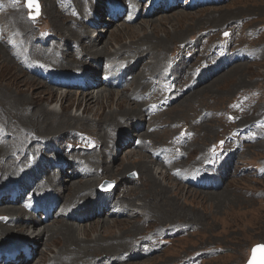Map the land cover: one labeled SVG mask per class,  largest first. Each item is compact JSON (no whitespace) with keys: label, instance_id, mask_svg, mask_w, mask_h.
Segmentation results:
<instances>
[{"label":"bare ground","instance_id":"6f19581e","mask_svg":"<svg viewBox=\"0 0 264 264\" xmlns=\"http://www.w3.org/2000/svg\"><path fill=\"white\" fill-rule=\"evenodd\" d=\"M10 1L15 5L19 3V0H17V3L13 0ZM98 1L119 3L123 8L122 11L125 13L128 11L132 12V24L140 20L152 19L151 17L162 14L161 11L164 7V0H159L155 4V0L66 1V8L63 12L61 11V20L67 22V25L64 27V24L61 23L55 15L52 16L54 18L57 33L46 26L47 24H42L39 20L35 22L36 26H40L39 31H36L26 18V9L21 5V10H10L4 19L0 18V50L2 53L5 52L6 54L7 52L9 54L10 57L6 54V58H9V61L17 64L22 71L34 77L31 82L26 80L21 81L22 84L33 90H35L34 88H41V85L37 86V84H35V78H38L44 83L46 90L49 89L48 87L60 92L65 90L64 92H66V94H62L61 96L62 102L65 100L70 102L68 97L76 96V98H78L79 91H77L74 86L76 83L66 82V80H71L77 71L90 69L91 71L88 74L94 78L93 80L95 83L87 85L86 92L81 91L84 94L80 93L83 97H79V102H83L85 106L84 112L91 111L94 104L103 105L107 102L109 106L110 101L113 100L114 102L115 97L121 96L116 103V110H118V113L112 110L113 112L111 111L110 115H107L106 118H102L103 112L101 111L93 113L94 115H92V117H98L99 122L101 123L96 124L101 125V128L98 129V131H101V134L104 133L105 135V137L98 139H94L92 134L70 128V126L72 127L77 121L79 123L80 121L88 122L89 124L90 120L87 117H73L72 115H66V112H64L65 114L61 112L64 114L63 117L68 118V121H65L66 119L63 117L62 119H58L59 115H61L60 113L53 110L50 111L49 109L43 108L39 104L34 103L32 101L33 95L27 97L22 96V99L10 98V101H17L10 108H7L6 106L8 105L9 107V97L3 100V105H5V102L7 101L5 105L6 110L4 111V115H6L7 118L5 117V121L1 120L4 121L3 125L1 124L2 122L0 123V151L10 152L13 149L17 150L14 153L5 155L2 159L0 158L3 164L0 184L15 188L13 186L18 182H21L23 188L18 192H15L17 195L16 202H9V205L7 204V206L0 203V209L4 212L3 215H8L9 217L7 219L4 216H1L2 220H0V264H2V257H8V262L5 264H17L18 261L23 258L20 257V254L23 255V253L20 252L18 248L13 250V245L17 242L15 240L18 234L13 232L11 229L13 227L19 228V232H25L26 230L31 231L34 241H32V239L27 241L23 240V242L21 241V243H30L29 246L31 247H38L42 241L44 245L47 246L57 234L64 236L65 238L74 239V243H68L70 247H74V250L70 251L71 249H64L59 251L55 256L56 263L51 262V264H77L83 256L91 254L90 252L92 251L94 253L98 251H103L104 254L110 253L107 249L104 250L103 246L99 247L100 249H95V247L92 249L81 248V242L77 241L78 239L75 241V235L73 234L74 232L76 233L77 230L73 224L61 223V228L58 227V229L49 225L43 229L37 228L40 224L43 225L45 222H48L49 219L43 221L42 214L39 215L40 218L38 219L37 214L31 208V205L23 201H32L34 205L39 203L43 208H47L49 207L52 197H55L56 204L52 207V210L55 214L57 213V215L59 213V216L55 218L52 217L53 220H51V222L54 223L57 221H77L76 215L78 214L83 216L86 215L85 219L80 221L83 223L95 219L103 220L105 217L110 219L118 218L120 215L122 218H135L140 216L141 214L138 212L130 215L127 214L126 211L131 208L133 204H131V201L128 202L127 199H125L128 191L126 188L123 189L122 185L113 191L101 193L95 189L93 184V182L101 181V177L104 178V175H107L106 178L108 177L110 174L108 172L113 170L112 165L118 160L120 161L122 158V156L118 157L115 154V150L117 147L121 148L125 142H127L125 144H129L130 147V140L133 139V141H140L139 147L134 150L128 148V150L124 151L126 154L129 153L127 160H123L124 165L128 163L126 168L132 167L135 164V167H137L138 163H143L146 165L143 167V171L148 172L149 179L154 183H159L160 180L156 177L157 174H159V169L156 170L153 167L159 164L160 167L168 172V175L172 176V174L175 173L177 178L175 180L181 185L194 188L198 191H221V186L225 182V179L230 176L229 171L231 165L233 166L235 161L237 162L242 153V148L224 146L219 155L215 153L211 156L213 160L212 163H204L205 158L201 157L198 159L196 165L182 166L179 163V160L182 157L184 150L187 148V142L182 140L183 138L186 139L185 137L179 136L178 138H171L167 145H158L156 142L150 140V137H155V139L158 140L159 136L164 132L160 130L168 127H158L157 124H155L156 122L161 121L159 119L160 116L165 114L180 101L193 95L198 89L200 90L207 84L214 82L216 77L219 76L220 70L223 69L227 71L231 67H236L233 72L239 73V71L244 70V66H240L242 63L260 62L259 59L264 54V44L257 45L255 43L258 41V38L252 33L253 28H245L243 26L245 21L237 20L230 28L231 37L224 40L228 47L221 48L220 46H214V53L210 56V62L207 65H195L194 69H190V61H192V56H196L199 52L197 48L206 35L205 30H200V33L202 31L205 32L194 38H190L188 44L176 46L172 50H169L170 52H166L168 49L165 48V50L161 52L162 59L159 52L160 47L153 46L158 45V43L153 44V42L145 40L135 41L137 45L133 42L129 45L122 46L115 52H110L108 48L109 41L111 40H107L108 42L105 40L108 35L110 38L112 37L116 40V36H134L135 34L140 33L129 28L130 25L121 20L117 21L121 22V24L115 30H110V28L103 29L101 27L102 29L98 30L99 32H103L102 34H97V29L92 31L94 25L91 18L96 12L100 16L102 9L100 4H97ZM190 1L191 0H173L168 3L169 7L165 13H171L177 9L183 12L173 18L174 23L172 26L174 25L176 27L177 24H181L184 21L186 23H188V21H194L196 23L195 26H200L199 24H201L203 19L198 24V18H196L197 13H185L184 11L200 9L201 7L214 5L215 3L211 0H200L192 5L190 4ZM209 1L211 2L209 3ZM223 1L226 3L229 0ZM220 5L223 4L215 6L219 7ZM151 6H153L152 10L150 9ZM7 10V7L3 8L0 6V11ZM49 13L50 15H53L51 9L49 10ZM214 13L210 11L205 16L207 18H212ZM227 15L228 13L226 10L225 17L229 18L230 16ZM123 17H125V15H123ZM155 21L157 22L153 23L154 31L152 32L154 35H156L157 31L159 32L161 24H163L162 20L158 19ZM117 22H113L108 27L112 25L114 27ZM97 24H100V22L98 21ZM226 25H224V29L228 27V24ZM189 30L190 29H188V31ZM207 33L212 34L210 33V30ZM215 33H217V31ZM176 35L179 34L177 33ZM93 36L95 39H93ZM13 38H15L16 41L9 44L8 41ZM128 38L130 39V37ZM241 39L242 43L245 44L240 43ZM166 41H168V37H166ZM107 51L110 54L105 56ZM158 59H160V63L156 65L155 61ZM118 65L122 67L121 70L119 69V72L116 70ZM121 73H123L125 78L124 82L117 83L111 80L117 76L119 77ZM57 80H61V82H57ZM36 81L38 82V80ZM131 87H133V89H131ZM117 88H119L118 90L120 91H111ZM3 90L5 93L8 92L7 89H1V91ZM41 93H43V95H40ZM158 93H160V95H158ZM17 94L19 95L20 92H17ZM44 94L49 95L46 91H39L36 95L43 101V99L47 98ZM128 94L130 97H128ZM252 95L254 96L256 103H264V95L261 91L259 93L257 91H252ZM132 101L134 103H132ZM30 103H34L41 107L39 108L40 112L38 114L40 117L37 119V122L42 125V128L44 123L54 122L56 126L61 125L64 128V131L54 134L55 136L51 135L43 137L34 131L25 129L21 123L23 129L22 131H18L15 128L18 121H11L10 117L13 116L12 119H21L22 123L27 122L28 120L31 122L33 117H37V112H33V117H30L26 115L28 110L22 108L29 106ZM127 106L130 108H127ZM121 109H124V112H120ZM14 110H16L15 114H13ZM0 112L2 113V111ZM261 112L262 109L260 113ZM206 117L207 115L205 114L202 118L204 119ZM263 117L264 116L257 121L259 126L258 129L262 130V132H264ZM41 120H45L44 123L42 122L43 124L40 123ZM104 120H113V123L103 127L105 124ZM198 121L199 119L195 120V124H197ZM174 123L175 122L172 124ZM173 126L174 125L171 127ZM131 128H133L134 131L130 135L128 132ZM144 130L145 132L142 133ZM58 139L62 140V146H59L58 148L47 146V144L56 145ZM90 142H93V144H90ZM254 142H264V135L262 133H258L255 136L251 135L248 146L253 145ZM229 143H231V139H229ZM248 146L246 147L247 149ZM79 148L81 150H78ZM140 152H143L144 154ZM145 154L150 160L148 162L146 160V162L140 161L146 157ZM24 155H28L30 158L27 168L23 166L24 162H22ZM165 156L168 160L167 164L164 163L162 159V157ZM17 160L20 162L19 166H17ZM53 162H60V167L53 168L51 166ZM156 162L158 164H156ZM42 164H44V168L42 167ZM172 166L176 167V172L173 171ZM79 167L86 170V175L78 176L77 181L71 180L70 178L64 179L69 180V184L65 185L66 190H58L59 176H64V174H68L70 170L73 169L74 171L79 169ZM134 169L138 170V168ZM141 169L142 168H140V170ZM250 171L251 170H249V172ZM257 171H261L264 175V160L262 161L261 166H256L253 169V172L256 173ZM161 174L163 175L162 172ZM168 175H165L163 180H167ZM29 176H31V178H28ZM123 179V183L128 182L131 184L130 181H133L126 177V175ZM201 181H208L210 184L203 185L201 184ZM169 186L170 183L165 186L166 188H148L149 194L143 195L145 201L141 200L144 201V203L142 205H136L135 208L140 210L145 208L150 214L162 211L161 204L151 205L148 202L149 197L152 195L153 199H157L155 198V195H158V198L160 199L162 194L166 195L169 192ZM50 194L52 195L50 196ZM124 199L126 201H124ZM100 205L103 206V209H100ZM117 207L120 209V215L119 213H113V215H111L112 217H109L110 211ZM125 224L124 221L104 220L95 223L94 227L91 226L90 231H98V229H100L101 232H99L101 237L104 234L108 235L109 233H112L115 229L122 230L123 227H125ZM178 227L184 229L185 227L191 228L192 226L172 225L168 227H157L141 238L131 239L130 243L126 242V239L124 244L127 247L125 248L124 246L119 245L118 247L123 249L120 253H118L119 248L111 250V252L115 253L107 255L109 261L94 259L92 264L126 263L138 259L145 254L156 253L159 251L162 242H169V239L166 240L168 232ZM62 230H65V232H62ZM9 236H12L11 240L6 243L1 241V238ZM149 236L150 238L146 240ZM45 237L48 239L45 240ZM19 238L17 240H19ZM94 240L96 241L97 239ZM54 242H56V239ZM101 242L102 241L91 243ZM118 244V242L113 241L111 246H117ZM137 247L138 251L128 254L135 251ZM4 250L8 251L3 252ZM11 251L13 257L9 256ZM85 251H88V253H84ZM79 252L84 254L80 259H77L75 256ZM40 254L43 253L41 252ZM119 254L126 255L117 257ZM31 262L23 258L22 264H30Z\"/></svg>","mask_w":264,"mask_h":264},{"label":"rangeland","instance_id":"374dc122","mask_svg":"<svg viewBox=\"0 0 264 264\" xmlns=\"http://www.w3.org/2000/svg\"><path fill=\"white\" fill-rule=\"evenodd\" d=\"M13 1L15 3L18 2L17 0ZM39 1L43 6L42 13L36 19H30L27 8L24 5V0H19V3L17 5H15L10 0H0V6L3 8H8L7 11H0V18L4 19L6 17V14L10 10H21L23 7L27 12V20L35 28L36 31H39L40 26H36L35 22L39 20L42 22V24H47L46 26L57 33L54 18L52 17L54 15L58 18V20L61 21V23L64 24V27L67 25V22H63L61 20V14L66 8V1L71 0ZM101 2L102 1H98L97 4L99 5L101 4ZM219 4L223 5H220L219 7L215 6ZM219 4L201 7L200 9L196 10L184 11L185 13H197V23L199 24L203 19V21H201V24H199L200 26H195L196 23L194 21H188V23L184 21L181 24H177L176 27L174 25L172 26V24L174 23L173 18L179 13H183L182 11H179V9L171 13H164L162 11V14L151 17L152 19L140 20L134 24L126 23L130 25L129 28L139 32L140 34L137 33L134 36H116V40H114L112 37L110 38L108 35V37L105 38L106 41L111 40L109 41L108 50L110 52H115L122 46L129 45L135 41L145 40L148 42H153V44L158 43V45L153 46L160 47L159 52L161 57V52L165 50V48L168 49L166 52H170L169 50H172L174 47L188 44L190 38H194L206 31L205 37L202 39L201 44L197 48L199 50L198 54L196 56L193 55L192 61H190V69H194L195 65L205 66L210 62V56L214 53V46H220L221 48L228 47L224 40L228 39L231 36L230 28L235 24L237 20L245 21V24H243L245 28L252 27L253 34L260 35L263 32L264 0H229L226 3L222 2ZM20 5L22 7H20ZM50 9L52 10L53 15H50ZM226 10L228 13L227 16H230L229 18L225 17ZM210 11L212 13H215L212 18H207L205 15ZM128 15L132 16L131 13H128ZM158 19L162 20L163 24H161L159 32L157 31L156 35H154V33H152L154 31L153 23L157 22L155 20ZM192 23L195 24L193 25ZM107 24H110V22L107 21ZM120 24L121 22H117L115 23L114 27L112 25L110 27L102 26V28H110V30H115L118 28V26H120ZM226 24H228V27L223 30L225 27L224 25ZM102 28L98 26L92 31L97 29V34H102L103 32L100 33L98 30ZM188 29L190 30L188 31ZM200 30L205 31H202L200 33ZM209 30L212 34L207 33ZM214 31H217V33H215ZM63 32L67 34L65 31ZM176 32L179 35H176ZM225 33H228L227 37H225ZM128 37H130V39ZM166 37H168V41H166ZM93 39H95L94 36ZM13 41V39H10L8 43H12ZM240 43L245 44L242 43V39L240 40ZM255 43L257 45L264 44V32L260 36V39H258V41H256ZM135 45H137L136 42ZM4 54L5 52L2 53V51L0 50V86H2L0 88L8 90V92L5 93L4 90L1 91L0 89V111H2V113L0 112V123L2 122V125L6 117V115H4L6 106L7 108H10L15 102H17L16 100L10 101V98L22 99V96L27 97L29 95H33L32 101L34 103H37L43 108L49 109L50 111L53 110L60 113L61 115H59L58 119H62L63 115L65 114L64 112H66V115H72L73 117L76 116L80 118L87 117L90 120L89 124L88 122L80 121L79 123L77 121L75 122V124H73L74 127L70 126L71 129L81 130L83 132L92 134L94 136V139L105 137L104 133L101 134V131H98V129L101 128V125H96L100 123L99 118L92 117V115H94L93 113H97V111H101L103 112L102 118H106L107 115H110L112 110L118 113V110H116V103L121 96L115 97L114 102L113 100L110 101L109 106L107 102L103 104L104 106L94 104V107L92 106L91 111L84 112L85 106L83 102H79V97H83V95H80V93L84 94L83 92L86 91H79L78 98H76V96L68 97L70 102H67L66 100L62 102L61 96L62 94H66V92H64L65 90H63L62 92L64 93H62L58 90H53L48 86L47 87L49 89L46 90V87H44V83L38 78H35L36 80H38V82L35 80V84H37V86L41 85L42 87H33L35 89L33 90L30 87L22 84L21 81L26 80L28 82H31L34 77L22 71V69H20L17 64L9 61V58H6V54L9 56L7 52L5 55ZM108 54L110 53L107 51L105 53V56ZM259 60L260 62L242 63L243 65L241 64L240 66H244V70L239 71V73L233 72L236 67H231L227 71L223 69L220 70L219 76L216 77L214 82L207 84L200 90L198 89L193 95L189 96L185 100L180 101L178 104L169 109L165 114L160 116L159 119L161 121L156 122L155 124H157L158 127H168L160 130L164 132L159 136L158 140H156L155 137H150V140L156 142L158 145H167L171 138H178L179 136L185 137L186 139L183 138L182 140H185L187 142V148L186 150H184L183 155L179 160V163L182 166L196 165L198 159L201 157L205 158L204 163H212L213 160L211 156L215 153L219 155L224 146L242 148L240 158H238L237 162L235 161L233 166L231 165L229 171L230 176L225 179V182L221 186V191H198L194 188H189L187 186L181 185L177 180H175L177 179L175 173L172 174V176L168 175V172L160 167L157 162L156 164L158 165L154 164L156 166L153 167L156 170L159 169V174H157L156 176L157 179L160 180L159 183H154L149 179L148 172L143 171V167L146 166L143 163H138L137 167H135V164L132 167L126 168L128 163L124 165L123 160H127V156L129 153L126 154L124 151L128 150V148L134 150L140 143L139 140L133 141L132 139L130 140V147L129 144H125L127 143L125 142L123 143V146H121V148H116L115 154L118 157L122 156V158L120 159V161L118 160L112 165L113 170H110V172H108L110 173L108 177L106 178L107 175H104V178L101 177V181L93 182V184L95 186V189H97L101 193L113 191L117 187L119 188L122 185L123 189L126 188L128 191L125 199H127L128 202L131 201V204H133L127 211L128 214L138 212L141 214L140 216L135 218H122L120 215L118 218L110 219L108 217H105V219L103 220L95 219L85 223L76 220L66 222L57 221L54 223L51 222V220H53L52 218L49 220L50 222H45L43 225L40 224L37 228L43 229L44 227L49 225L58 229L61 223L73 224L77 230V234L74 232L73 235H75V241L76 239H78L77 241L81 242V248L92 249L95 247V249H100L99 247L103 246L104 250L107 249V251L110 252L104 254L103 251L94 253L92 250H90L92 251L90 252L91 254L86 256H83V254L88 253L89 250L85 251L84 253L79 252L75 256V258L80 259L82 256L83 257L78 261L77 264H92L94 262V259L109 261V259H107V255L115 253L111 252V250L119 248L118 253H120L123 249L118 247L119 245H122L125 248L127 247L124 244L126 239V242L130 243L131 239L141 238L145 236L149 231H152L157 227H168L172 225H188L192 227H185L184 229L178 227L168 232V237L166 238V240L169 239V242H162L158 252L153 254H145L138 259L118 264H246L250 258L251 249L258 244H264V175L261 171H257L256 173L253 172V169L256 166H261V163L264 160V142H254L253 145L248 146L249 138L251 135L255 136L258 133H262L264 135V132L258 129L259 126L257 124V121L262 116H264V103H256V101L254 100V96L252 95V91H257L258 93L261 91V93L264 95V54ZM159 63L160 59L155 61L156 65H158ZM118 68L119 66L117 67V69ZM118 89L119 88L111 91L118 92L120 91ZM131 89H133V87H131ZM39 91H46L49 93V95L44 94L47 98L43 99L42 101L40 100V97H37L36 95L37 93H39ZM17 92H20V94L18 95ZM40 95H43V93H41ZM158 95H160V93H158ZM7 97H9V107L8 105H6L7 101L5 102L6 106L3 105V100L7 99ZM128 97H130L129 94ZM34 103H30L29 106L22 107L28 110L26 115L30 117H33V112H37V117H33V120L31 122H29L28 120L27 122H23V124L21 122V119H12L13 116L10 117L11 121H18V124L15 125V128L18 131H22V125L25 129L34 131L38 135L43 137H48L64 131V128L61 125L56 126L54 122L44 123L45 120L40 121L41 124L44 123V126L42 128V125L38 124L37 122V119L40 117V115L38 114L40 112L39 108L41 107L37 106ZM132 103L134 102L132 101ZM127 108L130 107L127 106ZM261 109L262 112L260 113ZM15 111L16 110L13 111V114H15ZM61 112L64 114H62ZM120 112H124V109H121ZM205 114L207 115V117L203 119L202 117ZM63 118L66 119L65 121H68V118ZM198 119L199 121L197 122V124H195L194 121ZM262 120L264 121V117L262 118ZM104 122L105 124L103 125V127L111 125L113 123V120H104ZM173 122L175 123L172 124ZM172 125L174 126L171 127ZM133 131V128H131L128 133H130L131 135ZM144 132L145 130L142 133ZM229 139H231V143H229ZM61 141V139H58L56 141V145L47 144V146H54L55 148H58L59 146H62ZM221 142H223V144H221ZM90 144H93V142H90ZM247 146L248 149L246 148ZM16 150L17 149H13L10 152L0 151V158L2 159L5 155L14 153L16 152ZM78 150L81 149L79 148ZM140 153L144 154L143 152ZM146 157L140 161L146 160L148 162L150 159L147 155ZM162 159L164 163H168L166 156L162 157ZM22 162H24L23 166L27 168L30 162L29 156L24 155ZM19 165L20 162L19 160H17V166ZM2 166L3 164L0 160V179ZM51 166L56 168V166H60V162H53ZM42 167L44 168V164H42ZM173 167L174 166H172L173 171L176 172V167ZM134 168H138V170ZM140 168L142 169L140 170ZM249 170L251 171L249 172ZM83 172L84 170L82 171V173ZM161 172L163 173V175L161 174ZM73 174H75V177L72 176ZM76 174V170L73 171L72 169L68 172V174L59 176V186H57V189L65 191V185L69 184V180L64 179L70 178L71 180L77 181L78 176H76ZM125 175L135 182L130 181L131 184H129L128 182L123 183V177ZM165 175H168L167 180H163V177H165ZM28 178H31V176H29ZM105 181L114 183L113 187L108 191H102L100 189ZM201 182L202 184H210L208 181ZM168 183H170V186L168 188L169 192L166 195L162 194L163 196L161 195L162 197L160 196V199L158 198V195H155V198L157 199H153V196L150 195L148 201L151 205L161 204L162 211L154 212L156 214L155 215L154 213L150 214L149 212H147L145 208H142L141 210L135 208L136 205H142L144 203L145 199L143 195L149 194L148 188H166L165 186ZM13 187H17V190H19V188L23 186L21 182H18ZM9 188L12 187L0 184V190ZM51 195L52 194H50V196ZM125 199L124 201H126ZM23 202H26L31 206L33 205L32 208L35 212H37V218L39 219V215H41L42 213H38L36 209L38 203L34 205L32 201ZM55 203V197H52L49 205L54 206ZM5 205L7 206V203H5ZM99 207L100 209H103V206L100 205ZM48 212H50V209L48 210ZM3 214L4 212H2V209H0V220H2L1 216H4L7 219L9 218L8 215ZM56 215L57 213L55 214L53 212L51 216L54 218L58 217L59 213L57 216ZM85 217L86 215H76L77 219H85ZM104 220L124 221L126 224L122 230L115 229L112 233H109L108 235L104 234L101 237L100 229H98V231H90L91 226L94 227L95 223H99ZM11 229L14 233H18L15 240L17 242L15 244L26 239H32V241H34V238L31 235V231L26 230L25 232H19V228L14 227ZM62 232H65V230H62ZM47 237H45V240L48 239ZM18 238L19 240H17ZM149 238L150 236L146 240H148ZM11 239L12 236H9L1 238V241H3V243H6ZM55 239L56 242H54ZM94 239L97 240L95 241ZM97 241L102 242L91 243ZM113 241L118 242L119 244L117 246H111ZM68 243H74V239L65 238L64 236H61L59 234L54 236L53 239L47 244V246L44 245L43 241L40 242V246L38 245V247H33L34 254L32 260H30V262L32 261L30 264H51V262L56 263L55 256L59 251L64 249H71L70 251L74 250V247H70ZM15 244L13 245L14 247L16 246ZM6 251L8 250H4L3 252ZM136 251H138V247L135 251L128 254H132ZM41 252L43 254H40ZM124 255L126 254H119L117 255V257H121ZM4 261L5 259L2 262Z\"/></svg>","mask_w":264,"mask_h":264},{"label":"water","instance_id":"95a60500","mask_svg":"<svg viewBox=\"0 0 264 264\" xmlns=\"http://www.w3.org/2000/svg\"><path fill=\"white\" fill-rule=\"evenodd\" d=\"M36 2L39 5V12H40L41 5L38 2V0H36ZM33 10L35 11V9ZM247 264H264V244H259L253 248L252 257Z\"/></svg>","mask_w":264,"mask_h":264},{"label":"snow or ice","instance_id":"6c2138e0","mask_svg":"<svg viewBox=\"0 0 264 264\" xmlns=\"http://www.w3.org/2000/svg\"><path fill=\"white\" fill-rule=\"evenodd\" d=\"M26 7L29 9L31 19H35L39 15V5L36 0H26ZM33 9H35V15H32ZM225 35L227 36L228 33H225ZM221 144H223V142H221Z\"/></svg>","mask_w":264,"mask_h":264}]
</instances>
